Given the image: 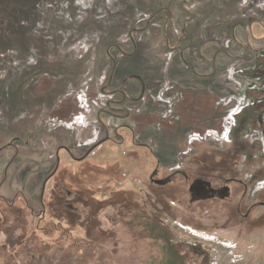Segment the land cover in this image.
<instances>
[{
    "label": "rangeland",
    "instance_id": "1",
    "mask_svg": "<svg viewBox=\"0 0 264 264\" xmlns=\"http://www.w3.org/2000/svg\"><path fill=\"white\" fill-rule=\"evenodd\" d=\"M185 38L198 69L205 42L228 54L211 64V123L180 147L161 128L115 132L100 114L113 60L136 52L144 102L170 121ZM223 186L229 197L202 193ZM10 205L25 213L15 244L17 220L0 228V264H29L5 254L20 237L30 264H264V0H0V211Z\"/></svg>",
    "mask_w": 264,
    "mask_h": 264
},
{
    "label": "crops",
    "instance_id": "2",
    "mask_svg": "<svg viewBox=\"0 0 264 264\" xmlns=\"http://www.w3.org/2000/svg\"><path fill=\"white\" fill-rule=\"evenodd\" d=\"M191 33L193 36L195 35L194 31ZM186 42V45L181 46L178 51L171 70V78L183 88V99L177 107L174 118L170 121L160 118L157 106L149 105L141 100L146 93L147 85L146 78L137 73V70L131 72L133 62L136 60V52L132 53L130 59L124 62L122 66H118L113 60L108 84L102 88V93L112 94L114 100L120 97L118 101L124 113L116 116L107 115L116 121L115 132L127 131L132 134L133 138H136L137 133L141 136L143 132V136L145 135L149 139L147 137L149 133L161 128V130L164 129V134L168 132V137L174 135L178 139L177 145L180 147L184 143L187 133L203 131L211 123L210 108L215 98L213 90L215 87L211 81L214 72H211V64H214L215 67L220 66L223 60L227 59L228 54L217 49L213 52L212 42H205L199 46V49L206 59L207 66L205 69H198L190 64L186 57L192 46L188 40ZM214 70L216 71V68ZM105 132L108 140H104L102 144L110 139L107 128ZM179 147H176L175 151L161 154L162 160L173 161L178 159Z\"/></svg>",
    "mask_w": 264,
    "mask_h": 264
},
{
    "label": "trees",
    "instance_id": "3",
    "mask_svg": "<svg viewBox=\"0 0 264 264\" xmlns=\"http://www.w3.org/2000/svg\"><path fill=\"white\" fill-rule=\"evenodd\" d=\"M184 41H186V38H185V40H183L181 43H183ZM178 45V44H177ZM176 46V45H175ZM174 47V46H173ZM121 107V105H120V103H119V101L118 100H114V101H112V102H108L107 103V107H106V109L104 110V111H102L100 114L102 115H108V116H115V115H120V114H123L124 113V110L123 109H121L120 108ZM8 208H6V209H4V210H2V211H4V214L5 215H1L2 216V218H1V220L3 219V218H6V221L8 222V220H17V222L15 223V224H13L12 226H14L15 227V229H13L14 227H12V230H11V233L9 234V237H8V239H7V241L8 242H10V243H12V244H15V240H12L13 238H15V235H16V233H15V231L17 230V232L18 231H20L18 228H16V226L17 225H19L20 224V222H21V220H22V218L24 217V213H25V209H23V208H20L19 207V209L18 208H16L15 206H12V205H10V206H7ZM6 211V212H5ZM7 214V215H6ZM21 229V228H20ZM20 236H21V234H20ZM20 236H18V237H20ZM37 236V235H36ZM36 236L34 237V239H36ZM21 238V237H20ZM18 239L19 240V246H18V250L20 251H22L23 249H26V253H28L29 255H30V262H29V264L31 263V258L32 257H35V255H37L34 251H33V249L30 247V245L28 244V240L29 239H27L26 240V238L24 237V238H22V239ZM38 241L36 240V243H37ZM39 243H41V242H39ZM39 245H41V244H39ZM36 246H38V245H36ZM42 246V245H41ZM34 247V246H33ZM2 249H3V247H2ZM12 249H13V247L11 246V244L8 246V245H5L4 246V250H5V254L8 252V253H10V252H12ZM39 249H40V247H39ZM40 250H42V248L40 249ZM3 251V250H2ZM3 254H4V251H3ZM41 254H43V253H41ZM40 255V254H39ZM44 255V254H43Z\"/></svg>",
    "mask_w": 264,
    "mask_h": 264
},
{
    "label": "flooded vegetation",
    "instance_id": "4",
    "mask_svg": "<svg viewBox=\"0 0 264 264\" xmlns=\"http://www.w3.org/2000/svg\"><path fill=\"white\" fill-rule=\"evenodd\" d=\"M144 96V95H143ZM141 100H142V98H141ZM112 102V101H111ZM116 116V115H115ZM67 153H70V151L68 152V150H67ZM71 154V153H70ZM59 161H60V159L59 158H57V162L59 163ZM33 163H35V162H33ZM57 163V164H58ZM37 166H40L39 164L37 165ZM57 170V169H56ZM19 172V168L17 169V173ZM52 175H54V173H52L50 176H49V178H47L46 179V181H45V186H46V184H47V182L49 181V179L51 178V176ZM17 176V174L15 175V177ZM29 176H30V174H29ZM14 180V179H13ZM13 180H12V182H13ZM11 186H12V183H11ZM44 186V187H45ZM224 188L222 189V190H219V191H216L215 189H209V190H207L206 191V189L204 190V191H202V193L205 195V196H207V200H209V199H212V198H218V197H225V196H227V197H229L230 195L228 194V190H227V188L225 187V186H223ZM198 190V189H197ZM199 191V190H198ZM199 192H201V191H199ZM2 211H0V228L1 229H3V234H5V236L7 237V235H6V233L8 232L7 230H5V228L3 227L4 226V222H6V218H3L2 220H1V218H2ZM8 239V238H7ZM14 251H12V252H10V253H8L7 252V256L8 255H12V256H15V257H18L20 254H22L23 252H26V249H23L22 251L20 250H16V249H13ZM25 250V251H24Z\"/></svg>",
    "mask_w": 264,
    "mask_h": 264
},
{
    "label": "water",
    "instance_id": "5",
    "mask_svg": "<svg viewBox=\"0 0 264 264\" xmlns=\"http://www.w3.org/2000/svg\"><path fill=\"white\" fill-rule=\"evenodd\" d=\"M108 140V137L105 139V141H107ZM104 142V141H103ZM103 142H101L100 144H98V145H96V146H94L92 149H90L89 150V152L86 154V156L83 158V159H85L86 157H88L93 151H95ZM69 152V151H68ZM82 159V160H83ZM79 161H81V160H79Z\"/></svg>",
    "mask_w": 264,
    "mask_h": 264
},
{
    "label": "built area",
    "instance_id": "6",
    "mask_svg": "<svg viewBox=\"0 0 264 264\" xmlns=\"http://www.w3.org/2000/svg\"><path fill=\"white\" fill-rule=\"evenodd\" d=\"M161 85H162V86H166V87H168V89H169V88H173V87L171 86V84H167V85H166L165 80H164V82L161 83ZM142 100H143V101L145 100V96L142 97Z\"/></svg>",
    "mask_w": 264,
    "mask_h": 264
}]
</instances>
